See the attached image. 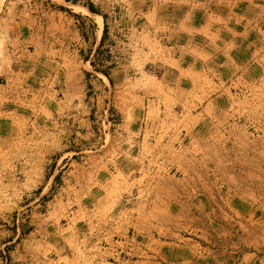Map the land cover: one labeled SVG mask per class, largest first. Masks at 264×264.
<instances>
[{
	"label": "rangeland",
	"instance_id": "374dc122",
	"mask_svg": "<svg viewBox=\"0 0 264 264\" xmlns=\"http://www.w3.org/2000/svg\"><path fill=\"white\" fill-rule=\"evenodd\" d=\"M0 264H264V0H0Z\"/></svg>",
	"mask_w": 264,
	"mask_h": 264
},
{
	"label": "bare ground",
	"instance_id": "6f19581e",
	"mask_svg": "<svg viewBox=\"0 0 264 264\" xmlns=\"http://www.w3.org/2000/svg\"><path fill=\"white\" fill-rule=\"evenodd\" d=\"M96 17L99 25L102 27L103 26L102 17L100 15H96Z\"/></svg>",
	"mask_w": 264,
	"mask_h": 264
}]
</instances>
